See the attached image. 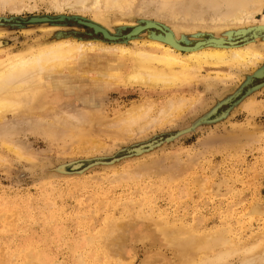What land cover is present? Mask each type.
Wrapping results in <instances>:
<instances>
[{
	"label": "rangeland",
	"instance_id": "obj_1",
	"mask_svg": "<svg viewBox=\"0 0 264 264\" xmlns=\"http://www.w3.org/2000/svg\"><path fill=\"white\" fill-rule=\"evenodd\" d=\"M10 5L11 0L0 1L3 51H16L42 41L47 33L73 28L70 24L54 29L13 26L10 20L14 17L56 12L43 2L32 11L9 10ZM63 12L69 16L76 13L68 7ZM219 71L233 73L228 67L208 68L203 73L216 75ZM96 82L102 89L93 100L86 92H78L77 96L71 92L63 99L54 98L53 104H62L69 97L78 103L88 101L87 109L72 108L74 115L77 111L84 119L95 106L91 115L102 113L110 117L118 108L136 104L144 97L163 103L173 93L147 94L139 85L124 86L119 82L103 85L101 77ZM211 82L210 86L204 82L205 86L186 92L196 94L197 100L175 121L144 128L134 126L129 134L113 129L110 137L101 135L100 124L95 125L93 129L99 132L103 147L89 153L78 152V135L67 127L53 132L34 129L22 115H6L23 127L19 134H9L10 142L17 141L23 149L22 153H12L0 134V264H98L92 257L98 247L87 245L91 243V232L99 229L106 217H119L141 200L149 206L155 204L156 211L178 215L180 224H187L193 216L201 217L209 228L226 222L224 225L235 232L234 237H228L247 242L245 249L252 237H256L255 241L262 238L264 213L250 211L254 203L264 205V89L233 102L230 97L236 80ZM224 90L230 95L223 97L230 98L232 104L216 113L217 108H224L225 104L217 103ZM40 101L41 98L36 99L33 104L37 107ZM30 110L33 108L22 112ZM163 135L149 148L125 154L127 147ZM80 159L93 161L83 170H67L68 163ZM150 163L156 165L158 175L148 178L141 172ZM140 166L143 169L137 178L127 177ZM165 176L171 179L166 181ZM143 222L148 224L144 219L137 225L144 226ZM149 242L136 232H128L122 235L117 250L131 264H140L156 250L174 261V251L167 240ZM99 257L105 264V256L100 253ZM244 258L247 259L246 254ZM231 262L244 264L237 256ZM111 264H117L116 256Z\"/></svg>",
	"mask_w": 264,
	"mask_h": 264
},
{
	"label": "bare ground",
	"instance_id": "obj_2",
	"mask_svg": "<svg viewBox=\"0 0 264 264\" xmlns=\"http://www.w3.org/2000/svg\"><path fill=\"white\" fill-rule=\"evenodd\" d=\"M11 2L8 9L17 12L22 8L32 11L39 2L56 12L14 17L10 20L13 26L54 29L70 24L73 27L47 33L42 41L16 51L0 49V134L12 153H22L23 148L17 141L10 142L9 134H19L23 127L17 126L15 119L8 120V114L22 115L34 129L47 128L53 132L69 128L78 135V152L89 153L103 147L99 132L93 129L95 125L100 124L101 135L110 137L113 129L129 134L134 126L144 128L148 124L175 121L197 100L196 94L186 92L205 86L204 82L210 86L212 80H236L232 101L264 89V0ZM64 7L76 13L69 16L63 12ZM225 67L233 73L219 71L209 75V72L207 76L203 73L208 68ZM100 77L103 85L119 82L124 86L139 85L147 94L173 93L163 103L144 97L136 104L118 108L110 117L102 113L91 115L95 106L84 119L77 111V116L74 115L72 108L87 109L89 102H75L68 98L69 94L77 96L78 92H86L93 100L94 94L102 89L96 82ZM67 93L65 99H68L62 104H53L54 98L63 99ZM226 93L224 90L217 102L225 104L224 108H217L216 113L232 104L230 98H225L230 95ZM39 98L41 101L36 107L33 103ZM31 107L33 110L22 112ZM163 137L129 146L125 154H137ZM104 160L108 162L107 158ZM92 161L80 159L66 167L76 172ZM155 168L151 163L144 169L140 166L127 177L135 179L143 169L141 174L151 178L158 175ZM170 179L165 176L166 181ZM150 204L141 200L133 208L127 207L119 217H106L102 226L91 232V243L87 245L98 247V252L92 254L98 264H101L100 253L106 258L105 264H111L115 256L117 264H131L117 250L122 235L128 232L138 233L139 238L148 239L149 243L167 240L174 251L172 262L156 250L148 253L140 264H232L234 256L240 257L244 264H264V236L258 241L252 237L245 249L243 245L247 242L228 237L230 234L234 237L235 232L231 226L224 225L226 222L209 228L201 217L193 216L187 224H180L178 215L156 211L157 206ZM250 212L261 215L264 205L254 203ZM144 219L148 224L143 222L144 226H138Z\"/></svg>",
	"mask_w": 264,
	"mask_h": 264
}]
</instances>
